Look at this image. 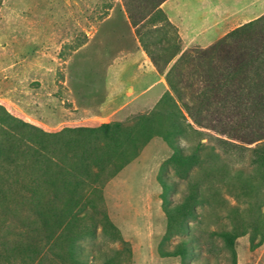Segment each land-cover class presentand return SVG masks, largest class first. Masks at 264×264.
<instances>
[{
    "label": "trees",
    "instance_id": "1",
    "mask_svg": "<svg viewBox=\"0 0 264 264\" xmlns=\"http://www.w3.org/2000/svg\"><path fill=\"white\" fill-rule=\"evenodd\" d=\"M164 1L121 0L167 84L150 110L51 131L0 104V264H125L130 246L103 188L154 137L171 149L156 176L159 256L237 264L238 237L251 250L263 244L264 13L184 47ZM98 234L122 247L87 250Z\"/></svg>",
    "mask_w": 264,
    "mask_h": 264
},
{
    "label": "rangeland",
    "instance_id": "2",
    "mask_svg": "<svg viewBox=\"0 0 264 264\" xmlns=\"http://www.w3.org/2000/svg\"><path fill=\"white\" fill-rule=\"evenodd\" d=\"M76 1L1 0L0 3V104L45 130L126 120L152 108L136 106L117 115L107 110V106L117 102L113 99L115 93L105 82V76H92V73L93 69L107 68L109 57L92 58L86 52L73 56L72 51L85 38L84 28L92 4L101 20L106 8L115 6L118 10L122 3L121 0ZM164 9L179 20L183 29L206 26L202 37L207 40L218 33V27H211L215 17L227 9L245 13L251 8L247 2L234 4V0H168ZM160 88L157 85L148 95H154ZM129 94L131 89L123 91V95ZM145 97L140 95L134 103L140 104ZM108 98L113 100L109 102ZM170 153L167 144L154 137L140 156L103 188L108 216L130 246L125 264H176L178 261L157 253L166 219L156 176ZM179 182L183 188L182 181ZM173 196L179 198L178 194ZM83 244L87 250L122 247L119 241L100 234ZM236 253L237 264H264V242L251 250L247 235L237 238Z\"/></svg>",
    "mask_w": 264,
    "mask_h": 264
},
{
    "label": "crops",
    "instance_id": "3",
    "mask_svg": "<svg viewBox=\"0 0 264 264\" xmlns=\"http://www.w3.org/2000/svg\"><path fill=\"white\" fill-rule=\"evenodd\" d=\"M167 1L165 0L161 7L168 19L177 27L184 47L192 45L206 46L223 36L230 29L264 13V0H234V4L241 3V1L242 3L247 2L251 9L245 13L227 9L211 22V27H218L219 29L217 35L204 40L202 35L206 32V26L183 29L179 20L164 9ZM78 2L79 0L76 1V3ZM106 10L107 12L100 20L97 9L92 4L90 17L84 28L85 38L72 51V55L76 56L86 52L91 54L92 58L99 55L109 57L110 63L107 68L93 69V73L92 70L90 71L92 76L96 74L105 76V82L109 84L111 91L115 93L113 99L117 102L112 106H107V110L111 109L112 114L117 115L124 109H132L136 106L151 108L167 89V84L141 46L123 5L121 4L118 10H115V6L108 7ZM157 85H161L160 90L156 91L154 95H148ZM129 89H131L132 94L123 95V91ZM142 94L146 96L142 102L140 104L134 103ZM113 99L108 98L107 100L111 101Z\"/></svg>",
    "mask_w": 264,
    "mask_h": 264
}]
</instances>
